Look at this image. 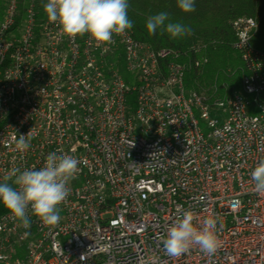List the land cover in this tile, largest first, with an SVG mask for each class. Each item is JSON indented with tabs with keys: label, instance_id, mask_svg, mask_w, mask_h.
<instances>
[{
	"label": "built area",
	"instance_id": "obj_1",
	"mask_svg": "<svg viewBox=\"0 0 264 264\" xmlns=\"http://www.w3.org/2000/svg\"><path fill=\"white\" fill-rule=\"evenodd\" d=\"M44 2L0 0V181L51 152L80 163L54 226L33 216L26 229L0 210V264H264V194L251 179L264 159L256 19L232 22L241 89L210 98L186 87L171 50L131 29L101 46L59 37ZM184 212L198 229L217 218L214 253L167 252Z\"/></svg>",
	"mask_w": 264,
	"mask_h": 264
},
{
	"label": "clouds",
	"instance_id": "obj_2",
	"mask_svg": "<svg viewBox=\"0 0 264 264\" xmlns=\"http://www.w3.org/2000/svg\"><path fill=\"white\" fill-rule=\"evenodd\" d=\"M185 13L195 11V0H177ZM129 0H46L43 10L50 23L58 28L59 37L89 36L96 46L114 42L113 37L126 34L133 27L128 17ZM149 34L161 30L172 38L190 34L192 29L182 21L172 22L167 12L147 18ZM32 133L20 135L15 149L25 152L31 144ZM77 158L68 154L51 152L40 169H13L0 181V204H3L24 228L31 227V217L44 226H54L60 220L59 205L70 193V181L78 172ZM255 190L264 194V159L259 160L251 172ZM11 181V183L9 182ZM193 214L184 212L169 227L164 247L171 255L182 254L192 245L206 253H214L219 246L215 234L218 220L209 217L198 229L193 224Z\"/></svg>",
	"mask_w": 264,
	"mask_h": 264
},
{
	"label": "trees",
	"instance_id": "obj_3",
	"mask_svg": "<svg viewBox=\"0 0 264 264\" xmlns=\"http://www.w3.org/2000/svg\"><path fill=\"white\" fill-rule=\"evenodd\" d=\"M160 12H167L172 22L189 25L192 32L176 38L161 30L149 34L147 18ZM243 16L256 19L252 44L264 52V0H195V11L189 13L178 8L177 0H129L128 8L134 38L155 50H171L167 61L186 66V87L210 98L241 89L245 63L234 47L232 22ZM261 93L259 102L264 104Z\"/></svg>",
	"mask_w": 264,
	"mask_h": 264
},
{
	"label": "rangeland",
	"instance_id": "obj_4",
	"mask_svg": "<svg viewBox=\"0 0 264 264\" xmlns=\"http://www.w3.org/2000/svg\"><path fill=\"white\" fill-rule=\"evenodd\" d=\"M253 113L256 112V111H252ZM6 207L3 205V204H0V210H3L5 209Z\"/></svg>",
	"mask_w": 264,
	"mask_h": 264
}]
</instances>
